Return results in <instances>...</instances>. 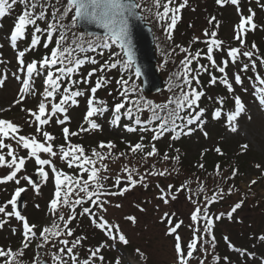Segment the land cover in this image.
<instances>
[{
  "label": "snow or ice",
  "instance_id": "obj_1",
  "mask_svg": "<svg viewBox=\"0 0 264 264\" xmlns=\"http://www.w3.org/2000/svg\"><path fill=\"white\" fill-rule=\"evenodd\" d=\"M153 2L155 8L158 9L155 13L156 20L161 24L166 39L172 40V32L180 19L179 13L186 7L187 0H183V2L153 0ZM215 3L220 6L230 3L237 7L239 22L235 25L233 39L238 43V46L225 49L223 41L216 38L217 31L209 29H205L203 32L205 39L202 42L206 45V51L197 49L193 53L190 47L176 45L175 48H178L184 56L179 60V70L169 77L167 91L173 92V95L167 97L163 103H155L143 95L138 98L130 96V93L141 90L132 77L140 78L142 75H146L142 71V67L136 62L134 37L130 29L131 20L142 19L137 11L141 5L136 0H66V2L64 0H0V18L8 15L9 10L16 5L22 6L19 14L14 18L13 27L8 34V42L15 50L17 70L23 73V75L13 73V78L21 81L18 98L14 100L13 105L22 104L27 96L37 95L32 88L33 77L46 73L43 80V91L39 93L41 99L36 108H21V111L27 112L31 118L29 124L34 127L35 134L21 135L20 125L0 118V185L9 182H14L17 185L10 199L0 205V214L4 217L0 219V228L14 219L18 222V227H12L10 230L13 234L19 232L21 236L19 250L0 248V258H4L3 264H22V259H18V257L22 258L25 250L37 240L39 241L35 245L37 249L45 248L47 245L54 248L57 244L60 246L57 251L51 254V264H69V262L70 264H94L97 259L103 262L104 256L100 253L104 247L108 246L107 241H112V246H115L116 242L123 245L129 243L119 224L110 223L105 218L104 214L107 213L108 206L111 204L109 198L122 197L138 185L145 189L148 188L149 177H165L170 176L171 171L178 172V169L175 168L171 171L168 168L157 170L153 164L151 170H146L141 174L137 168L126 164L121 169L122 175L115 177L113 187L116 190L106 189L104 182L110 177L105 175L109 172V165L105 161L125 157L127 153L120 152L118 155H114L113 150L116 149L117 145L111 140H102L91 149V155H88L82 144L72 143L70 139V137L79 136L81 133L102 130V125L96 120L97 117L111 111L112 119L109 122L112 125H119L123 118H127L130 122L124 125L127 131L149 133L151 142L147 145L143 135L140 137V142H125L131 154L141 153L142 159L145 160L161 155L157 142L164 139L166 135L171 141H176L181 136H190L199 130L207 137L208 133L204 131L205 116H209L214 121L223 119L229 131L232 133L238 131L237 121L246 113L247 108L241 96L235 94L234 85L243 87L244 81L241 73L249 71L250 67L251 70H255L257 59H259L260 65H264V58L253 59L257 50L254 42L249 50L242 51L246 47L247 33L255 31L257 28L254 23L255 12L249 8L248 14L245 16L240 11V0H215ZM174 4L175 6H173ZM260 7L264 8V4H260ZM161 8L162 11L159 10ZM70 14L72 27L94 24L102 29V32L82 31L78 40H73L71 44H68L69 26L64 23V20ZM207 23L219 26V21L214 16ZM29 29H31L30 32ZM20 41H27V46L23 50L19 48ZM193 42H200V37H193ZM41 45L46 50V54L39 59L26 62V54L38 50ZM110 49H118V51H111L108 60L99 64L98 68L93 67L86 76H81L80 80L74 78L86 63L98 64L96 58L83 54L99 52L103 55L102 50ZM76 53L81 55H76ZM217 53L226 58L218 62ZM241 57L247 58L250 63H243L230 78L227 72L229 63L236 65ZM201 58L208 63L201 64ZM194 62L195 67H193ZM0 63H4V61H0ZM166 64L167 60L161 63L159 68L163 69ZM209 68L220 75H213ZM112 70H119L121 73L129 72L131 75L127 79L121 75L120 79L116 80V84L120 88L121 99L109 108L106 101L96 97L97 90L108 82L107 75L97 76L94 85L90 81L97 73H110ZM201 71L210 76L209 86L219 83L226 89L225 96L208 97L210 100L214 99L216 105L211 110L200 107V101L206 94L201 87ZM6 79V75L0 77V87L3 86ZM130 81L131 87H129ZM255 81L258 86H254L252 95L259 106L264 109V78L257 74ZM81 83L89 86L87 91H82L78 87L73 89L72 86ZM194 84L195 86H193ZM174 89H179V92H174ZM244 91L247 92V89L245 88ZM58 94L59 101L57 102ZM229 95L232 108L225 112L224 108L228 103ZM81 96L86 97L87 111L83 121L87 126L81 125L78 130L71 131L69 127L65 126L70 122L67 115L68 108L78 105V98ZM0 111H4V109H0ZM145 113L148 115L146 118H142V114ZM61 116L62 118H60ZM54 118L55 123L61 126L64 140V143L59 146L54 144L56 136L45 130V127ZM247 118L251 120L250 115ZM38 137H41L42 140ZM6 141H14L16 147L14 148L12 143H6ZM168 147L171 149L172 145L169 144ZM247 147V144L242 145L244 149ZM5 149L6 152L3 151ZM18 149L26 150V156H18ZM104 149H107V152ZM208 150L205 149L201 152V157ZM214 151L218 155H224L219 146H216ZM175 152L177 154L174 156H170L168 151L163 152L162 159L164 161L171 159L179 163L181 160L180 149H175ZM42 154H46L47 158H42ZM30 159H34L35 165L38 166L36 171L41 180L47 183L51 179L54 183V191L47 205L51 222L43 226L30 223L21 211L17 210L18 198L27 191L26 187L19 186L21 180L27 181L33 190L39 192V186L33 183L32 178L28 175H19L25 170L26 163ZM56 159L66 164L69 169L78 170L77 174H69L62 168H58L55 163ZM198 167L204 169L205 165L200 163ZM256 167L259 168L260 166L257 165ZM237 172V169H232L231 177L234 178ZM215 175L224 178L219 163L215 165ZM122 183L123 187H121ZM251 183L255 184L256 181L253 180ZM189 184L190 181H185L178 188L168 184L166 189L159 184L156 185L159 193L156 198L162 201L164 205H170L172 201L177 199L174 191L175 193L188 191L189 195L186 200L193 206L189 213L190 223L188 227L191 230L189 240L185 241L180 234L179 229L184 225V221L182 219L176 220L175 212L164 211L159 220L166 224L165 235L172 237L175 254L174 264H193L194 257H196L195 264H206V261L200 256L207 252L208 249L205 246H211L212 249L217 247L218 242L214 235L215 223L225 216L223 212L214 216L210 215V206L224 199L225 189L217 187L211 195H208L205 192L204 183L200 182L195 193L197 198L194 199ZM232 192L233 188L229 187L227 194L230 196ZM201 193H205L202 201L199 199ZM243 203L244 199L241 198L231 206L226 213L229 220L233 219V214L242 207ZM86 204L88 206H85ZM8 206H11V211L7 210ZM113 206L115 208L122 207L120 203ZM36 207L38 208L39 205ZM136 207L141 212L145 211L139 204ZM156 207L159 210L160 205ZM78 209L80 210L78 211ZM77 216H87L91 224L105 237L104 242L88 249L89 255L83 260L78 258L76 250L83 245L87 237L75 235L70 226L77 219ZM125 219L133 224L137 222L134 215H128ZM257 239L264 243V235H260ZM223 241L228 250L236 251V246L228 236H224ZM136 251L141 257L144 256V253L140 252L139 249ZM65 253L67 260L64 259ZM240 255L253 257V253L246 250H242ZM213 259L217 264H232L229 256L216 255ZM31 264H49L47 252H45L43 259L37 252ZM114 264H121L119 257L115 259ZM261 264H264V260L261 261Z\"/></svg>",
  "mask_w": 264,
  "mask_h": 264
},
{
  "label": "trees",
  "instance_id": "obj_2",
  "mask_svg": "<svg viewBox=\"0 0 264 264\" xmlns=\"http://www.w3.org/2000/svg\"><path fill=\"white\" fill-rule=\"evenodd\" d=\"M141 1L142 0H137V2L141 5L140 10L142 12L143 17L145 18L147 23L152 27V30L154 33V38H155V47H156V52L158 55L159 65L161 63H163L165 60H167V64L165 65V67L163 69L159 68L161 74L165 77L166 82H165V89L161 93V97H159V96H157V97L145 96L141 90H139L136 93H130V96L132 98H138L140 95H143L145 98L151 99L155 103H163V102H165L167 97L173 95V92L167 91L169 77L173 73H175L176 71L179 70V60L182 59L184 56V54L180 53L178 48H175V46L181 45V46H185V47H190V50L193 53L197 49H200L202 51H206V45L202 42L205 39V37L200 34L198 36V37H200V42H193V35H190V37L184 36V30H186L185 28H187V26L186 25L184 26V22L182 21L183 20V13L188 8H190L191 0H187L186 7L184 9H182L181 12L179 13L180 19L178 20L177 25L175 26V28L172 32V36H173L172 40L166 39V34L163 32L161 24L159 22H157V20H156L155 13L158 9L155 8L153 0H146V2L144 3L145 5ZM64 2H66V0H64ZM162 2H163V0H162ZM177 2H183V0H177ZM260 4H264V0H259V3H257V0H240V4H239L240 11L245 16L248 14L249 8H251L255 12L254 23L257 25V28L255 31H249L247 33V35H246V47L242 49V51L243 50H249L251 48L252 43L254 42L257 46V50H256V53H255V56L253 57V59L264 58V8H261ZM212 5L216 9L214 11V13H216L218 15V18L216 20L219 21V26L217 27L214 24V26H216V27L213 26L214 28L212 30L217 31V36H219L224 31L222 26H221L222 20L220 19V17L222 16L223 20L228 22L232 18V16H233L232 14H234V12H235L232 9H234V8L237 9V7L231 5L230 3L225 4L224 6H220V5H217L215 3V0L212 1ZM173 6H175V4ZM159 10L162 11V8ZM2 19H3L2 21H4V24L7 21H10V24H14V19L9 15H6ZM64 23L69 26L67 36H68V44H71L73 42V40L79 39V35L81 32L79 31V29L76 26L75 27L71 26V14L65 18ZM178 30H179V32L176 34V37H175V33ZM30 31H31V29H29V32ZM20 45H21L22 49H24L27 46V41H21ZM53 46H54V44H53ZM236 46H238V43L234 39H232L231 42L223 43V47L225 49H227L228 47H236ZM173 49H175V51H173ZM113 50L118 51V49L102 50L104 58H102V55L99 52H87L83 55H87L90 57L91 55L94 56V54H96L99 57L100 62L103 63L105 60L109 59L111 51H113ZM45 54H46V50L41 45L38 50H33V51L27 53L25 60L28 62V61H31L33 59H39V58L43 57ZM76 55H81V54L76 53ZM225 58L226 57L221 56L219 53L216 54V59L218 62L221 59H225ZM245 62L250 63V61H248L247 58L241 57L238 60L236 65H232L231 63H229V66L227 68V72L229 70H232V68H238V67L242 66V64ZM200 63L201 64H207L208 62L205 59L201 58ZM193 67H195V62L193 64ZM255 70L256 71L251 70V67H250L249 71L241 73L242 79L244 81L243 87H241L240 85H234L235 94L240 95L242 99L248 100V99L252 98L254 86H258L256 84V81H255V76L257 74H259L262 78H264V65L259 64V59H257V67ZM209 71L212 72L213 75H217V76L220 75L219 73L215 72V70H213L211 68H209ZM84 72H85V69H83V68L80 69V72L77 75H75L74 78L77 80H80L81 75H84ZM112 73H120V75H123L125 79L129 78V76L131 75V73H129V72L121 73L119 70H112L109 74H112ZM230 75H231V73H230ZM97 76H99V74L96 75V77ZM44 77L45 76L39 78V77H36L34 75L32 83L36 89H40V87L43 85ZM231 77H232V75H231ZM132 79H134V78L132 77ZM209 79H210V76L201 71V73H200L201 87L203 88V90L205 91L206 94L204 97H202V99L200 101V107H205L206 109L211 110L216 105L214 104V99L210 100V99H208V97L215 98L217 96H225L226 95V89L223 85H221L219 83H217L214 86H209V84H208ZM135 83L137 84L138 88L140 89V82L136 79ZM193 86H195V84ZM72 87L74 90L78 87L82 91H87L89 88V87H87L86 84H83V83L76 85V86H72ZM129 87H131V81H130ZM245 88L247 89V92L244 91ZM198 90H199V88H198ZM119 91H120V88L118 87V91L111 92L110 86L107 85V86H104L103 88H100L99 90H97L96 97L98 99H102V100L106 101L107 106L109 108H111L114 105V103L119 102L121 99V97L119 95ZM173 91L178 93L179 89H174ZM212 93H214L213 96H212ZM56 100H57V102L59 101V94L57 95ZM78 100H79L78 106L74 105V106H69V108H68V113H70V115H71V116L69 115L71 118V122L68 125V127L71 131H76L75 126L77 125L78 121L81 120V116L83 115L85 109L87 110L86 97L81 96L78 98ZM228 102L231 103L230 95H229ZM147 115H148L147 113L142 114V118H146ZM105 116L110 117V119H106ZM206 117L209 119V120H207L208 122L205 126V129L207 131L208 130H214L217 132V131H219L220 128H222L224 126L223 123L221 122V120L213 122L209 116H205L204 118L206 119ZM21 119L22 120H18L19 122L16 123V124L20 125V127L22 129L20 134L21 135L35 134L34 127L30 126V124L27 125L28 121L31 119L27 112H25L24 116ZM111 119H112L111 111L106 112L105 115H102V116H99L96 118L97 122L100 125H102V130L91 131L88 133H81L79 136L70 137L72 143L82 144L86 148L88 155H91V149L93 147H95L102 140L103 141L111 140L117 145L116 149L113 150L114 155H118V153H120V152L127 153V155L125 157H120L118 159H109V160L105 161L108 163L109 166L110 165L114 166L115 172L117 173V174H115V176H113L111 178V180L115 179L116 175H122L121 169L126 164L129 165L130 167L137 168L140 173L143 171H146V170H151V166L154 164L157 170H160L161 167H163V169L168 168L170 171L173 168L178 169V172L171 171V175H170V176H172L171 179L175 182L174 188L179 187L185 181H190L189 187L191 188L194 199L197 198L195 193L197 191V188H198L200 182L204 183L205 192L208 195H211V193L213 191H215L217 189V187H222L225 189V195L229 196L227 194V189L229 187H232L233 191H235L236 197L238 199L246 198L245 195L241 194L240 188L237 187V183H239V182H237V178L246 173L247 167L249 165L247 163V161L251 158V153L247 152V150H244V148H242L243 152L238 153V155H236L235 157H232V158H228L227 155H225V154L223 156H221V155L216 154L215 152L214 153H212V152L208 153L207 152L203 162H196V161L189 162V160L186 159V157H185L186 149L184 148L183 145L186 144L187 142L192 143V141H194V140H193V138H191V140L188 141V139H186V136H181L180 139H178L176 141L170 140L171 142L168 144H165L163 141H161L160 143L157 142V146L161 151V155L155 156L152 158H148L147 160H145V159H142L141 153H137L135 155L131 154L129 152L127 144L125 142H130V143L140 142V137L143 135L145 137L144 142L147 145L151 142L150 141V134L149 133H141L140 131L126 132L125 131L126 128L124 127V125L130 123L127 118H123L120 121L119 125H116V126L112 125L109 122ZM45 130L49 131L50 133H52L56 136V140L54 141V144L56 146H59V145L64 143V140L62 137V132H61L59 127L55 128V129H53L52 127L51 128H45ZM89 135H91V136H89ZM89 137H91V139H89ZM92 137L94 139H92ZM166 138H169V137L166 135ZM199 138H200V142H199V144L198 143L197 144H198V146H200V145L202 146L204 144L203 137L199 136ZM38 139L42 140L41 137H38ZM233 141L234 140H232V139H224L223 142H221L219 144L223 153L225 150L224 148H228V147H230V145H233V144L238 145L237 140L235 143H233ZM6 142L7 143H13V141H6ZM169 144L172 145L171 149H169V147H168ZM177 148L180 149L179 155L181 156V160L179 161V163H177L171 159L169 161H164L162 159V153L163 152L168 151L170 156H174L177 154L175 152V149H177ZM57 150H58V148H57ZM104 151L107 152V149H104ZM22 156H25V155H22ZM42 158H47L46 154H42ZM55 163L57 164L58 168H62L65 172H68L69 174L74 175V174H77V172H78V170H76V169H69L66 164H64L62 161H59L58 159L55 160ZM200 163L205 165L204 169H200L198 167V164H200ZM217 163H219L221 165V174H222V177H224L223 179L221 177H217L215 175V165ZM32 167L34 168L35 166L32 165ZM232 169L238 170L237 175L234 178L231 177V170ZM105 175H107V173H105ZM85 178H87L86 175H85ZM110 182H111L110 179L105 181L104 182L105 187H108L109 189H111L110 185H108ZM121 185H123V183ZM183 192H184L186 197L189 195L188 191L184 190V191H182V193ZM0 194H2V189L0 190ZM204 194L205 193L200 194L199 199L201 201H202ZM224 200H225V196H224V199L222 201H218V202L214 203L213 205H211L210 211L215 213V212L220 210L219 207H223V206L227 205V204H225V205L223 204ZM0 201H1V195H0ZM237 201H239V200L236 199L235 202H237ZM254 203L256 204L255 207L259 206V202L257 200H255V198H254L253 202H251L250 204L254 205ZM232 205H230V206H232ZM79 210L80 209H78V211ZM228 211L229 210H227V209L222 210V212L225 213V216L222 217V219L219 220L218 222L224 223V222L229 220L227 218V215H226V213ZM215 215H217V214L215 213ZM32 218L37 219L38 215L34 214ZM84 219H88V217L87 216H84V217L77 216V219L74 220L72 222V224L70 225L73 228L75 235H77V236L83 235V236L87 237V240H85L83 242V245L81 247H78L76 250L78 258L80 260L87 258V256L89 255V253H88L89 248L98 246L101 242L105 241L103 233H101L93 225H92V228L90 229V232H87V230H85V231L80 230L78 225ZM248 223L250 224V226H252L251 222H248ZM252 230L254 233H251V234H249L247 231L244 232V234L242 232L241 233L234 232L232 238L235 240V242L231 239V237L229 239L233 244H235L236 250H237V248L242 247L241 248L242 250H246L249 253H251V252L252 253H258L260 255L264 254V243L260 242L256 238V234H255V232H256L258 234V236L264 235V230L261 232V229L259 227H256L255 225H253ZM214 235L216 236L217 242H219L217 247L215 249H212L211 246H205V247H207L208 250L206 253L201 254V256H200V258H203L206 261V264H217V262L213 259V257L216 255H219L221 257H223V256L231 257L232 264H250L249 260H251V259L247 258V256L240 255L237 251L233 252V251H230L227 249V247L223 241V238H221L223 234L221 232V228H220L219 223H215ZM69 239H72V238H69ZM36 243H39V241L37 240ZM220 245L221 246L225 245V248H222ZM117 248L120 252H123L125 250H128V248H130V246L126 245V247H124V246H121L119 243H117ZM100 255L104 256V261L101 262L97 259L94 261V264H106L107 259L108 260H109V258L114 259V256H115L114 252H112L109 249V247L103 248L101 250ZM35 256H34V258H35ZM34 258L32 256L26 255V254H24L22 258L18 257V259H22V264H30V261H32ZM3 259L4 258H0V264H3ZM194 259H196V257H194Z\"/></svg>",
  "mask_w": 264,
  "mask_h": 264
},
{
  "label": "rangeland",
  "instance_id": "obj_3",
  "mask_svg": "<svg viewBox=\"0 0 264 264\" xmlns=\"http://www.w3.org/2000/svg\"><path fill=\"white\" fill-rule=\"evenodd\" d=\"M212 1L213 0H191L190 8L183 13L182 21L184 22V26H187V28H185L186 30H184L185 37H190V35L198 37L200 34L203 35L205 29L212 30L216 27L214 24L207 23V21L213 16L216 19L218 18V15L214 13L216 9L212 5ZM141 2L144 4L146 0H142ZM20 10L21 7L18 8L17 13L20 12ZM232 10L235 12L232 14L233 16L228 22L224 21L222 16L220 17L222 20L221 26L224 31L221 35H219V37L223 43L231 42L234 37L233 34L235 25L239 19V14L236 9L234 8ZM179 30L175 33V37ZM2 52H5L4 48H2ZM2 70L5 71L6 67L4 66ZM232 70L237 71L239 68H232ZM13 73H15L14 69L11 68L8 70L6 75L7 79L3 86L0 87V109H4V111H0V118L7 120L12 119L14 122H18V120H21L24 116L25 112L21 111L20 105H13L14 100L18 98L19 94V88L17 90V83L11 84L9 81L12 80ZM229 76L231 77L230 73ZM213 94L214 93H212V96ZM158 96L161 97V93L158 94ZM245 104L247 111L237 121V132L232 133L228 129H221L218 133L210 132V137L205 141L203 140L204 144L201 146L203 148L202 150L197 147L193 150H187L190 142H187L184 145V148L186 149L185 157L189 160V162H202L201 152L205 149H209L208 152H212L223 138L232 139L234 140L233 143L237 140V144L242 143L243 145H248L246 150L251 153V158L247 161L249 165L246 173L237 178V182H239L237 183V187L240 188L241 194L245 195L246 198H244L242 207L234 214V220L232 219L229 222L220 223L222 234L229 233L234 242L235 240L232 238L234 232H242L244 234V232L247 231L249 234L254 233L252 230L253 225L259 227L261 232L264 230V109H262L255 101H248L245 102ZM248 115L251 116V120L247 118ZM51 123H53V121ZM27 125H29V121ZM75 127V130L79 129L80 124L78 123ZM89 139H91V137H89ZM92 139L94 138L92 137ZM224 149V154L227 155L228 158L235 157L238 153L242 152L236 144L230 145V147ZM29 163L31 164V161H29ZM257 165L260 167L257 168ZM27 170L28 167L26 166L25 170H23L19 175H28L30 178L35 179L34 172H27ZM144 172L145 171L141 172V174ZM115 174H117L115 172V167L110 165L107 175L110 177L111 182L108 185L112 187V191L116 190V188L113 187L115 179L111 180ZM253 180L256 181L255 184L251 183ZM147 182L149 187L146 189L141 185H138L131 191L125 193L122 197L109 198L111 200V204L108 206V211L104 215L113 224H119L121 231L126 235V238L129 241L127 245H129L130 248L120 252L118 249L112 248L109 241H107V244L110 250L117 255L115 257L120 258L121 264H174L175 254L172 237L165 235L166 224L161 223L159 217L164 211H168L170 213L175 212V219H182L184 221V225L179 229V232L183 239L187 241L191 236V230L189 229L188 224L190 223L189 213L193 206L186 200L184 192L174 193L177 196V199L172 201L170 205H164L162 201L156 198L159 194L158 189L156 188L157 184L165 189L168 184H175L170 177L167 179L165 177H149ZM37 184L39 186L38 193L27 184V181L21 180V184L19 186L27 188V191L22 193V214L29 219L30 223L43 226L51 222V217L47 215L46 212V201L52 195L53 186L52 183H50V179L47 183L40 179ZM4 186H6V188ZM16 186L17 185H15L14 182L0 185V190L2 189L3 193L2 195L5 196L4 202L7 201L8 195L12 190L14 191ZM254 198L259 202V206L257 207H255V203L254 205L250 204L253 202ZM236 199L240 200L236 197L235 191L232 192L231 196L225 195L223 204L227 205L219 207V209H229L231 207L230 205H232ZM116 203H120L122 207L115 208L113 205ZM137 204L141 205L145 211L141 212L136 207ZM36 205H39V207L37 208ZM157 205H160L159 210H157ZM7 210L11 211V206H8ZM34 214L38 215L37 219L32 218ZM128 215H134L137 218V222L133 224L130 221H127L125 217ZM3 218V215L0 214V219ZM248 222H251L252 226H250ZM78 226L81 231L87 230V232H90V229L92 228V224L88 219H84ZM12 227H18V222L14 219H12L3 228H0V248H4L5 250L11 248L16 251L20 248L21 236L19 232H17V234H13L10 230ZM255 234L257 238L258 234L256 232ZM120 245L126 247V245ZM47 246L37 251L35 243H33L27 250H25V253L33 256L35 253L39 252L41 259H43L45 252H47L49 264H51L50 257L53 252L57 251V245L55 248L51 245L50 247L48 246L49 248ZM221 247L225 248L224 246ZM137 249L144 253L143 257L137 253ZM64 259H68L66 255L64 256ZM195 260L196 259H193V264H195ZM107 264H114V260H108ZM252 264H261V262L256 260L253 261Z\"/></svg>",
  "mask_w": 264,
  "mask_h": 264
},
{
  "label": "water",
  "instance_id": "obj_4",
  "mask_svg": "<svg viewBox=\"0 0 264 264\" xmlns=\"http://www.w3.org/2000/svg\"><path fill=\"white\" fill-rule=\"evenodd\" d=\"M139 13V12H138ZM140 15V13H139ZM141 16V15H140ZM82 31L101 33L102 29L94 24L78 25ZM130 29L134 37V49L136 62L142 67L146 75H142V90L146 94L158 92L163 87V81L156 69V56L153 47V37L151 29L143 19H133L130 21ZM23 198L17 200V210L22 211Z\"/></svg>",
  "mask_w": 264,
  "mask_h": 264
}]
</instances>
